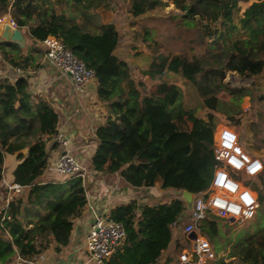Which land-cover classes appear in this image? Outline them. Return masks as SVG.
Segmentation results:
<instances>
[{
	"label": "trees",
	"instance_id": "trees-1",
	"mask_svg": "<svg viewBox=\"0 0 264 264\" xmlns=\"http://www.w3.org/2000/svg\"><path fill=\"white\" fill-rule=\"evenodd\" d=\"M129 1L136 36L153 52L152 62L137 75L116 54L119 29L113 22H104L98 11L100 7L116 11L115 3L121 0H0V18L11 14L29 38L24 46L0 41V69L8 64L24 69L41 66L45 55L41 42L55 35L94 70L98 97L107 114L95 132L91 175L120 172L129 187L160 188L168 195L167 200L146 203L142 209L132 200L111 211L127 235L107 264H167L186 248L182 239L192 210L182 193L196 196L211 185L217 165L215 130L222 116L234 128L241 124L240 95L264 109V0L254 1L241 14V0H174L180 12L169 14H160L169 6L165 0ZM228 71L254 81L230 86ZM171 72L173 80L181 77L180 82H186L185 88L165 78ZM186 86L202 101L206 118L185 107ZM59 121L48 100L33 96L27 76L12 81L0 74V184L5 158L15 154L20 160L15 182L23 186L6 210L0 264L13 263L17 254L37 257L51 243L57 249L67 246L73 220L87 204L90 174L85 180L81 176L44 179L48 143ZM186 123L191 126L185 128ZM251 127L264 144V127L254 122ZM260 182L261 191L264 171ZM260 201L264 203L262 194ZM217 222L208 212L200 227L213 248ZM167 251L170 254L162 261Z\"/></svg>",
	"mask_w": 264,
	"mask_h": 264
},
{
	"label": "crops",
	"instance_id": "crops-1",
	"mask_svg": "<svg viewBox=\"0 0 264 264\" xmlns=\"http://www.w3.org/2000/svg\"><path fill=\"white\" fill-rule=\"evenodd\" d=\"M254 1L256 0H241L239 2L241 7L240 14ZM170 2L174 6V11L180 12L175 7L174 0ZM129 3V0H121L120 3H115L117 10H125L123 13L104 7H100L98 11L104 22H113L119 29V26L124 25L125 27V24L123 23L122 25L120 22L122 18L127 19L128 16L130 21L133 20L129 13ZM119 4H122V7H119ZM11 19V14H5L0 18V23L11 24ZM23 34L29 41L27 35L24 32ZM2 40L4 38L0 35V41ZM117 51L118 49L116 54ZM145 58L147 64L152 62V57ZM30 69L36 78L34 90L36 88L42 90L40 93L34 91L35 94L33 96L36 99L44 98L48 101L53 99L52 96L57 98L58 103L52 104L60 117L58 129L74 134L76 153L85 162L88 168V175L90 174L86 189L87 204L83 209L82 215L73 220L74 228L70 243L60 249L56 248L55 243H51L45 251L39 254V264H93L87 261L84 239L95 217L106 212L111 213L116 206L132 200H137L140 209H142L146 203L156 202L157 189L129 187L120 172L111 174L106 170L98 177L91 175L89 162L97 148L95 132L97 127L105 122L107 114L105 104L98 97V82L96 78L91 79L87 84L86 92L89 98L85 100L78 96L71 79L54 66L45 55L41 61V66ZM165 78L174 81V74L172 72L168 73ZM240 97H244V95H240ZM48 145L49 160H52L59 155L61 147L58 144L54 147L55 143L51 141H49ZM19 163L20 160L15 154H9L5 158V175L0 184V209L4 207L6 202L8 193L6 183L15 182L14 170ZM52 178L66 181L69 175L57 173L51 170L50 166H47L44 179L50 180ZM253 185L260 195L262 194L264 197V189L260 191L261 186L255 183ZM176 193L178 194V192ZM220 219L225 222H217L216 245L214 247L217 258L207 260L203 264H264V203L260 204L256 216L251 220ZM177 239H179L178 235ZM182 240L184 244L190 241L188 236ZM176 243L177 240L175 239L171 245L172 249ZM169 254L170 251H167L163 255L162 261Z\"/></svg>",
	"mask_w": 264,
	"mask_h": 264
},
{
	"label": "built area",
	"instance_id": "built-area-1",
	"mask_svg": "<svg viewBox=\"0 0 264 264\" xmlns=\"http://www.w3.org/2000/svg\"><path fill=\"white\" fill-rule=\"evenodd\" d=\"M11 25L17 27L13 19H11ZM41 44L46 58L71 79L78 96L85 100L89 98L86 86L91 79L96 78L94 70L88 68L67 48L64 41L55 35L47 36ZM6 68H9V73L4 75L12 81L20 76H27L32 94L42 91L38 88L34 90L36 78L30 68H13L9 64ZM52 98L49 102L53 106L52 103H58V100L54 96ZM225 133H230L234 139H230ZM214 139L217 165L210 187L194 196L191 217L184 228L190 241L185 244L186 248L167 264H203L207 260L216 259L217 255L210 238L200 230L208 212L215 215L217 219L251 220L256 216L261 204L260 193L253 184L260 180L264 171L262 158L253 155L243 146L239 133L231 126L221 125L216 128ZM50 141L61 147L59 155L48 160L51 170L69 176H81L85 180L88 168L76 153L74 134L57 128ZM6 187L8 191L6 202L0 209V241L1 228L9 201L23 190V186L17 182H7ZM245 195L251 201L250 203L243 199ZM233 208H238L239 211H232ZM191 233H195L196 236H190ZM126 235L123 223L114 220L110 212L97 215L84 239L87 261L93 264H107L116 250L123 247ZM12 264H39V256L27 258L17 254Z\"/></svg>",
	"mask_w": 264,
	"mask_h": 264
},
{
	"label": "rangeland",
	"instance_id": "rangeland-1",
	"mask_svg": "<svg viewBox=\"0 0 264 264\" xmlns=\"http://www.w3.org/2000/svg\"><path fill=\"white\" fill-rule=\"evenodd\" d=\"M168 2L169 6L166 7L163 12H160V14H169L174 13V6L171 5V0H165ZM120 22L125 24L123 26H119V31L121 33V40L119 47L117 48V55L126 60L133 72L134 75H137L139 73V70L147 65L146 58L145 57H152L153 52L148 49V47L139 41L138 37L136 36V28L137 25L133 23V20L130 21V19L122 18ZM130 23V25L128 24ZM134 26V27H133ZM7 74L9 73V68H6L5 70L0 69V74ZM181 77H178L174 79L177 81L179 85H182L183 88H185L186 82H180L182 80H179ZM184 81V80H183ZM254 81V78H247L240 76L235 71H228L226 76V82L230 86H248L251 85ZM187 86L184 92L185 100L184 105L187 109L194 108V111L196 115L203 116L206 118L207 114L204 110V106L202 104V101L199 99L198 95H196L193 91L187 92ZM239 102L242 105L244 109V114L242 116V122L239 126L233 127L240 135L241 143L243 146L249 150L253 155H257L262 158L264 161V148H258L257 145L264 144L257 140L254 135V130L251 127V123H257L264 127V109H258L256 105L252 102L249 96L244 95V97L238 96ZM221 125H228V119L225 116H222L221 122L218 123L217 127ZM191 126V123L184 124L185 128H189ZM230 126V125H228ZM263 135V134H262ZM264 136V135H263ZM9 165V160H8ZM256 185L261 186L260 180H257L255 182ZM166 191H163L160 188H157V197L155 201H164L168 199V195H166ZM169 194V193H168ZM170 197L175 196V194H169ZM220 222H225L222 219H217ZM226 225V224H224Z\"/></svg>",
	"mask_w": 264,
	"mask_h": 264
},
{
	"label": "water",
	"instance_id": "water-1",
	"mask_svg": "<svg viewBox=\"0 0 264 264\" xmlns=\"http://www.w3.org/2000/svg\"><path fill=\"white\" fill-rule=\"evenodd\" d=\"M0 35L4 39L14 41V42L20 44L21 46H24L27 43V39L24 36L22 30L17 28V27H13L9 23H6V24L0 23ZM183 196H184V199L186 200V202L188 204V207L192 208L193 201H194V194L190 193L188 191H184ZM232 220H234V219H232ZM189 235L192 237L196 236L195 233H191Z\"/></svg>",
	"mask_w": 264,
	"mask_h": 264
},
{
	"label": "clouds",
	"instance_id": "clouds-1",
	"mask_svg": "<svg viewBox=\"0 0 264 264\" xmlns=\"http://www.w3.org/2000/svg\"><path fill=\"white\" fill-rule=\"evenodd\" d=\"M225 135L228 136L230 139H234V137H232L230 133H225ZM257 167H259V165H257ZM243 199H245V200H246L247 202H249V203L251 202V201L248 199L247 195H245V196L243 197ZM232 211H239V209H238V208H233Z\"/></svg>",
	"mask_w": 264,
	"mask_h": 264
}]
</instances>
